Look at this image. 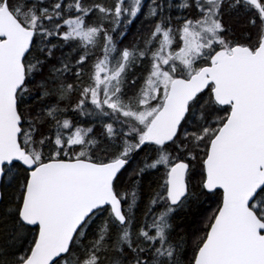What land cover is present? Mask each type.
<instances>
[{
  "label": "snow or ice",
  "instance_id": "obj_1",
  "mask_svg": "<svg viewBox=\"0 0 264 264\" xmlns=\"http://www.w3.org/2000/svg\"><path fill=\"white\" fill-rule=\"evenodd\" d=\"M0 264H264V0H0Z\"/></svg>",
  "mask_w": 264,
  "mask_h": 264
}]
</instances>
